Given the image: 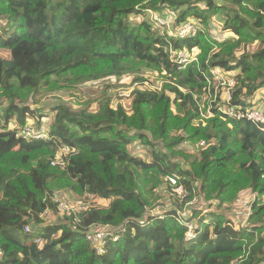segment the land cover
Wrapping results in <instances>:
<instances>
[{
    "label": "trees",
    "instance_id": "16d2710c",
    "mask_svg": "<svg viewBox=\"0 0 264 264\" xmlns=\"http://www.w3.org/2000/svg\"><path fill=\"white\" fill-rule=\"evenodd\" d=\"M149 8L202 27L170 40L144 19ZM132 16L143 20L131 24ZM0 49L11 52L0 55V264H264V201L253 204L247 227L218 210L193 209L181 221L178 209L150 213L175 173L190 194L183 203L203 194L222 209L242 192L264 196V131L201 107L212 68L238 80L236 98L260 103L264 0H0ZM183 50L200 51L199 61L179 69L174 51ZM144 69L157 71L164 86L135 89L128 108L108 96L79 107L60 100L51 120L41 106L58 93L79 99L82 84ZM35 118L48 124L50 139L17 137ZM136 142L151 160L131 149ZM61 144L78 150L64 168L51 164ZM69 193L94 194L95 202L77 214L58 212L54 197ZM47 209L58 219L44 225ZM190 222L196 237L187 240ZM95 226L113 231L102 253L87 238Z\"/></svg>",
    "mask_w": 264,
    "mask_h": 264
},
{
    "label": "built area",
    "instance_id": "2783aa9c",
    "mask_svg": "<svg viewBox=\"0 0 264 264\" xmlns=\"http://www.w3.org/2000/svg\"><path fill=\"white\" fill-rule=\"evenodd\" d=\"M148 11L152 12L150 9H148ZM155 20L157 22L156 24L158 27H160L162 30H166V32H164L159 29L161 33L170 38V40H179L187 36H195L197 35L198 28L200 26V24L195 20L187 21L182 25H177L176 22L173 21L174 18H170L167 15L157 13V11L155 13ZM173 60L176 64L179 65V69H182L194 61L198 62L199 57L197 54H195V52L192 53L185 50L180 52L174 51ZM204 76L206 78V87L203 96L206 98L208 97V99L211 100L210 104H207V116L214 115L212 111V108L214 107L217 111L225 114L227 118H231L234 120L250 121L254 123L260 130L264 131V103H258L257 105H255V101L251 99L243 97L236 98L235 92L238 87V80L235 79L234 76L225 73L219 68H212L210 70V74L205 73ZM145 82L135 83L132 92L135 89L141 90L138 85H145ZM120 92L122 93V95L126 94L124 90H121ZM17 137H21L26 140H49L50 132L48 126L45 123H42L40 125L27 124L22 129H20V131L17 133ZM200 143V146H205L207 144L204 140H202ZM77 153L78 150L75 147H72L68 144H61L56 149L55 157L52 160L51 164L53 166H59L61 168H64L68 164L70 157L76 155ZM165 178H167V181L173 187V192L176 195L183 198L186 196L188 190L184 186L182 182L184 178L180 174L175 173L167 175ZM182 193L184 195H182ZM253 195V204L257 201H264V196H261L258 192H255ZM57 199V196L54 197V201L57 203L58 209H62L60 211L61 213L77 214L89 209L90 202L92 200H95V195L86 194L85 200L78 207H69L64 202L60 203V200ZM246 203H249V208L248 211L245 213L244 218L241 220V222H239L241 227H247L249 225V218L253 209V204H250V201L248 202L247 200H245V204ZM200 209L206 210L205 208ZM49 211L50 210L47 209L44 214H47ZM191 217H193L192 213L190 216H185V214L179 212L178 218L181 221V219L184 220L189 219ZM188 226L189 230L187 232V240H192L196 237L195 224L193 222H190L188 223ZM25 230L26 232H33V228L31 225H27L25 227ZM112 235L113 231L110 230L108 227H100L96 229L95 226L93 232L87 233V238L95 245L98 252L102 253L104 252L105 239L108 236ZM36 241L40 242V238H37Z\"/></svg>",
    "mask_w": 264,
    "mask_h": 264
},
{
    "label": "rangeland",
    "instance_id": "374dc122",
    "mask_svg": "<svg viewBox=\"0 0 264 264\" xmlns=\"http://www.w3.org/2000/svg\"><path fill=\"white\" fill-rule=\"evenodd\" d=\"M150 10L152 12H149L148 9L146 10L147 15L144 19L147 20L154 27L156 31H159L160 33L161 31L166 32V30H162L156 24L157 23L155 20L156 11L153 9H150ZM161 12H165L170 18L175 17V12H172L170 10H163L157 13H161ZM142 20L143 18H140L139 16H132L130 17L129 22L131 24L136 25V24H139ZM212 24L214 26L212 30H215L213 32L216 38L219 37L221 40H224L227 33L223 31L221 21L219 19H213ZM200 26L202 27L201 24ZM203 28L206 29L205 26ZM257 48H258V43H255L254 45L250 46L249 49L251 52H254L257 50ZM198 53L200 54V51L195 52V54L197 55ZM0 55L3 57L5 55L8 56V51H6L5 49H0ZM138 74L139 75L137 76L129 75L128 77H125V76L121 78L112 77V78H108L102 81H94V82L91 81L86 84H82L81 89L76 92L79 95H81L79 99H76L75 97H72L70 95L68 96L65 93H58L56 95L57 97L52 96L51 98H46L45 100H43L41 106L43 105L45 106V111L47 112L46 116H49L51 120L54 116L51 113L52 112L51 108H53L57 103H59L60 100L66 101L69 105L71 103L74 105V107H79L80 106L78 104L79 101L81 102L88 101L90 99H92L93 101L98 100V99L101 100L102 98H105L108 96L111 98V103L113 106H116L119 102H124L128 108V106L130 105V101L132 97L134 96V92H132V90L134 88V84L136 83V81L133 82V80L136 77L143 78L146 81V82L143 81L145 82V85L144 84L138 85L141 88V90H144V88L146 89L149 86H153L154 88L158 87L159 89H161L164 86L165 80L163 79L162 76H160V74L157 71H150V70L144 69ZM121 90H124L126 94L122 95V93L120 92ZM258 95L259 96L257 97L256 100L257 101L260 100V103H264V87L259 90ZM201 98L203 100L201 104V107L203 109L204 106L206 107L205 104H208V103L210 104L211 100L208 99V97L207 98L204 97L203 95L201 96ZM99 101L93 104L94 109H97ZM46 118L49 121V118L48 117ZM47 119H45L46 123L48 122ZM28 124L37 125L38 119L37 118H35L34 120L30 119L28 121ZM11 127H14V122H12ZM187 143H190V141ZM190 144L192 147L190 149H196L197 147L200 146L201 143L198 142V143H190ZM131 149L135 150L138 153L137 155L141 156L142 158L146 160H151L152 158L150 151L145 148H142L140 145H138L137 142L131 145ZM165 181L168 183V186L170 187V191L165 189L164 187L158 189L157 194L159 196V200H158V203L155 205L156 207L154 208V210L150 212L152 214H161L162 212H165V210H168V209H178L179 212L185 214V216H188V215L190 216L193 209L205 208L207 209V211H210L211 209V210H218V211H223V212L228 213L232 218L235 219V224H237V226H240L239 222H241V220L244 218V215L248 211V208H249V203L245 204V200H247L248 202L250 201V204H253V200H254L253 194L255 192L249 191L248 193L242 192L241 195H239V197L234 202H232L226 207H223L222 209H217L218 202L216 199L208 200L207 198L204 197L203 194L201 196L200 195L193 196L190 201L183 203L184 201L187 200V197H190L189 192L187 191L186 196L184 198L180 197L173 192V187L169 184V182L167 181V178H165ZM197 185L198 184H196V186ZM182 195L184 194L182 193ZM57 197H58L57 200H60V203L64 202L69 207H78L85 200L86 194L82 196H77L75 193H71V194L69 193L67 195L61 194V195H58ZM93 202L95 201L92 200L90 204L91 203L93 204ZM100 203H103L100 205L107 204L106 202H101V201ZM181 206L182 208H180ZM61 210L62 209L60 208L58 212H60ZM56 212L57 211H53L51 209L47 214H43L44 219H45L44 225L53 224L58 219V214ZM98 228L100 227H96V229Z\"/></svg>",
    "mask_w": 264,
    "mask_h": 264
},
{
    "label": "crops",
    "instance_id": "0c3cea01",
    "mask_svg": "<svg viewBox=\"0 0 264 264\" xmlns=\"http://www.w3.org/2000/svg\"><path fill=\"white\" fill-rule=\"evenodd\" d=\"M6 50V49H5ZM6 51H8V50H6ZM4 57H6V58H10L11 57V52L10 51H8V56L7 55H5Z\"/></svg>",
    "mask_w": 264,
    "mask_h": 264
},
{
    "label": "clouds",
    "instance_id": "9594fccd",
    "mask_svg": "<svg viewBox=\"0 0 264 264\" xmlns=\"http://www.w3.org/2000/svg\"><path fill=\"white\" fill-rule=\"evenodd\" d=\"M150 9V8H149ZM147 10V9H146Z\"/></svg>",
    "mask_w": 264,
    "mask_h": 264
}]
</instances>
